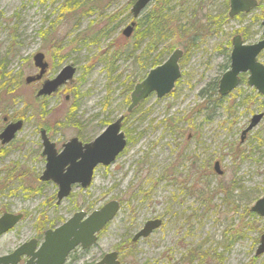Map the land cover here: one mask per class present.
I'll list each match as a JSON object with an SVG mask.
<instances>
[{
    "label": "rangeland",
    "instance_id": "1",
    "mask_svg": "<svg viewBox=\"0 0 264 264\" xmlns=\"http://www.w3.org/2000/svg\"><path fill=\"white\" fill-rule=\"evenodd\" d=\"M85 1L90 7L84 17L80 10L65 17L63 0H0V127L7 114L25 119L13 144L4 149L0 146V215L4 210L24 213L21 222L0 237V255L50 222L60 224L78 210L91 212L119 198L123 200L120 212L99 235L97 244L85 252L81 264L125 244L147 220L159 216L164 205L169 213L165 228L123 248L121 264H264V254L255 255L264 217H253L250 211L264 196V115L246 139L240 138L252 115L264 114V95L242 85L215 105L210 99L204 104L207 100L203 97L215 91L237 30L247 34V43L262 37L264 0L251 13L234 20L227 16L229 0L151 4L147 11L174 7L181 20L191 7L204 8L202 11L211 12V23L197 17L201 31L195 32L196 42L192 36L187 38L195 45L188 44L184 52L182 78L175 92L163 99L151 97L132 116H126L123 131L129 145L118 160L95 172L91 189H76L61 206H44L56 190L53 183L38 180L46 163L40 156V128L50 129L59 149L76 133L92 140L105 124L126 113L125 99L136 70L127 52L139 48L140 38L129 42L122 36L132 17L131 7L129 20L103 36L106 20L111 26L119 23L126 17L125 6L130 0ZM168 1L173 2L171 7H166ZM196 4L200 5L194 7ZM76 35L85 39L84 43L73 42ZM91 36L101 39L91 41ZM170 43L169 54L187 45L179 35ZM37 52L46 54L50 64L43 80L54 79L67 64L77 67L73 83L45 100L35 97L38 83H25V78L36 72L33 56ZM260 60L264 62V52ZM67 119L76 121L77 127L67 125V129L54 131L56 124ZM182 129L184 137L192 133L193 139L182 141ZM195 157H201L202 165L192 163ZM215 160L221 161L224 175L212 172ZM206 161L211 172L201 176ZM162 176L165 185L158 183ZM135 191L132 201L125 197Z\"/></svg>",
    "mask_w": 264,
    "mask_h": 264
},
{
    "label": "water",
    "instance_id": "2",
    "mask_svg": "<svg viewBox=\"0 0 264 264\" xmlns=\"http://www.w3.org/2000/svg\"><path fill=\"white\" fill-rule=\"evenodd\" d=\"M152 1L157 0L134 1L130 9L134 20L123 31L124 36L130 37L136 26L135 20L140 16V12L147 8ZM257 3L258 0H231L230 16L233 17L242 11L247 12L250 8L257 6ZM234 42L231 60L232 68L223 74L219 80V92L221 94H227L230 90L234 89L239 83V72L249 70L251 75L248 84L254 85L260 93L264 94V64L256 61V57L264 49V32L263 38L259 40V43L245 46L242 45L239 37ZM181 54L182 51L180 49H175L162 65L154 67L142 82L135 85L130 98L131 103L127 111L132 112L135 107L140 105L154 91L159 98H162L165 94L174 90L175 82L180 78L179 60L182 56ZM34 62L40 68V71L35 76L27 77V83L40 80L46 74V70L49 67L48 61L45 60V55L42 52L35 54ZM75 73V66L68 64L59 71L54 79H46L38 94L51 95L57 92L61 86L66 85L68 81L73 79ZM262 115H254L249 126L243 131L242 138L261 121L263 118ZM122 118L120 117L116 122H113L112 125L102 132L101 136L93 140L90 144L82 146L77 139L70 140V142L64 145L65 148L60 154L57 153L50 139L46 137L44 130L42 131L43 146L45 147L43 155L46 156L47 163L41 179L47 181L53 180L58 184L60 190L58 193L59 198L69 194V188L72 183H80L82 187L88 186L93 178L92 175L97 165L111 164L125 150L128 144L125 139V133H119ZM22 123L20 120L6 127V130L1 135L4 144L13 139L16 131L22 128ZM219 164V162L215 163V169L219 175H222V171L219 170ZM66 166L68 167L65 168ZM118 211L119 203L117 201H111L96 209L91 214L87 215L86 212H78L72 218L65 221L62 226L55 228L53 231H46L44 245L37 253L39 262H36V264H45V259L49 256L47 254H53L58 250L51 251L48 246L49 244H47L48 241L59 238L61 243L65 245V248L58 250L62 255L74 249L79 243H82L84 248L95 244L97 241V233L103 231L107 224L117 215ZM251 212L264 217V196L256 200V203L251 207ZM22 218V213H4L0 216V234L10 231L17 223L21 222ZM159 225L160 222L158 220L150 219L133 240H137L140 236L147 237ZM33 249L31 242H25L10 255L1 256L0 264H8L12 258L17 259L18 255L23 252H27V256H29L33 253ZM60 254L57 255V263L60 262ZM262 254H264V232L260 237L258 247L255 251L256 256ZM117 256L118 254L116 252H110L96 264H119L120 262H118ZM53 260L55 259L51 258L49 261L51 262ZM29 263L32 264L31 261Z\"/></svg>",
    "mask_w": 264,
    "mask_h": 264
},
{
    "label": "flooded vegetation",
    "instance_id": "3",
    "mask_svg": "<svg viewBox=\"0 0 264 264\" xmlns=\"http://www.w3.org/2000/svg\"><path fill=\"white\" fill-rule=\"evenodd\" d=\"M158 1H160V0H157V1H152L151 3H150V5L151 4H153V3H156L155 5H159L160 4V2H158ZM187 2H188V0H186ZM186 1L184 0V2L182 3V4H186ZM262 1L263 0H258V3H257V6H255V7H252V8H250V10L249 11H247V12H245V11H242V12H239V13H237L235 16H230V2H231V0H229L228 1V6H227V10H228V18L229 19H231V20H234V19H236V18H239L240 16H242V15H247V14H249V13H251L253 10H255L259 5H260V3H262ZM161 2H163V1H161ZM170 4H166V7H171L172 5H173V2H170V1H168ZM225 2H226V0H225ZM182 4L180 5V6H182ZM150 5L148 6V7H150ZM154 5V6H155ZM180 6H178L179 8H180ZM147 7V8H148ZM147 8H145L143 11H141L140 12V16L135 20V22H136V26H135V28H134V30L136 29V27H137V21L138 20H140V19H143L144 17H145V13L146 12H148L147 11ZM226 8V7H225ZM196 9V8H195ZM204 9V8H203ZM203 9H201V10H203ZM192 10H194L192 7L189 9V17L191 16V14H192ZM154 11H156V12H160V11H158L157 10V7L154 9ZM174 12H175V9L173 10ZM205 11V13H208L206 10H204ZM209 13H211L210 11H209ZM211 15V14H210ZM133 21V17H132V19L131 20H129V22L127 23V24H129V23H131ZM207 21V20H206ZM263 21H264V17L262 18V21H261V25H262V30H263V28H264V25H263ZM141 22H142V24H144V22H145V20H141L140 21V24H141ZM208 22V21H207ZM211 23V22H210ZM239 32H241L240 30H237V35H235L232 39H231V51H230V55H229V59H228V65H225L224 66V72H223V74H225L226 72H228V70H230L231 68H232V63H231V60H232V55H233V49H234V40L237 38V37H239L240 38V40L242 41V45H245V46H248V45H253V44H256V43H259V40H261L262 38H263V32H264V30H263V32H262V37L257 41V42H254V43H247V41H246V39H247V34H244V33H239ZM192 33H194V31L192 32ZM133 34H134V31H133V33H131V35H130V37H125L129 42H131V41H135L137 38H133ZM147 42H148V37H144V36H142L141 38H140V41H139V47H140V49H138V46H136L135 48H133L131 51H128L127 52V55H128V57H130V59H131V61H132V63L133 64H135V67H136V70H135V72H134V76H133V78H132V82H130L129 84H130V87L128 88V92H129V94H128V96L129 97H127L126 99H125V104H126V108H125V111H126V113H123L122 115H120V116H118L117 118H115L114 120H112L110 123H107V124H105V127H104V129L102 130V132L103 131H105L110 125H112L113 124V122H116V120H118L120 117H123L122 119H121V127H120V130H119V133H123L124 134V131H123V127H124V125H125V122H124V120H125V118H126V116L127 117H130V116H132L133 114H134V112H136V110L139 108V107H141L143 104H144V102H146L149 98H151V97H154V96H156L158 99H163V98H165V96H168V95H172L174 92H175V87H176V85L178 84V82L181 80V78H182V66H181V62H182V60L184 59V57H185V55H184V52L186 51V49H187V45L186 46H184V49L183 48H180V47H176V48H174L173 49V52H174V50L175 49H180L181 51H182V56H181V58H180V60H179V66H180V78L175 82V86H174V90L172 91V92H170V93H168V94H165V96L164 97H162V98H159L158 96H157V93L154 91L153 93H151L147 98H145L144 99V101L140 104V105H138L137 107H135L133 110H132V112H129V111H127V109H128V107H129V105H130V103H131V100H130V98H131V94L133 93V90H134V87H135V85L137 84V83H140V82H142L143 81V79H145V77L148 75V73L154 68V67H156V66H158V65H162L163 64V62H165L166 60H161V58H160V56H161V53H162V48H163V41H162V43H159L158 44V46H161L160 48H159V50L157 51V52H153V51H155V50H153L152 52L150 51V50H148V48H147V46H146V44H147ZM195 42H196V40H195ZM137 44V43H136ZM140 52V56L138 57L137 55H136V52ZM172 52V53H173ZM264 52V49L263 50H261V52H260V54L256 57V61L257 62H261V63H263L264 64V62H262L261 60H260V56H261V54ZM43 53V52H42ZM170 53V52H169ZM171 53V54H172ZM36 54V53H35ZM35 54H34V56H35ZM171 54H169V55H171ZM45 55V60H46V54H44ZM34 56H33V62H34ZM134 57V58H133ZM170 57V56H169ZM129 59V60H130ZM47 61V60H46ZM48 64H49V61H48ZM68 65V64H67ZM66 65V66H67ZM74 65V64H73ZM49 66H50V64H49ZM75 66V65H74ZM65 67V66H64ZM63 67V68H64ZM75 68H76V73H77V67L75 66ZM34 69L36 70V72H35V74L34 75H29V76H35V75H37L38 73H39V71H40V68L39 67H37L36 66V63L34 62ZM49 69V67L47 68V70ZM62 69V68H61ZM60 69V70H61ZM47 70H46V73H47ZM75 73V74H76ZM223 74H222V76H223ZM250 75H251V73H250V71L248 70V71H240L239 72V83H238V86H236L234 89H232V90H230L227 94H221L220 92H219V85H218V83H219V80L222 78H220L219 80H218V83L215 85L216 86V89H215V91L213 92V89L211 90V91H209V95H207V96H203L204 97V101H206L204 104H208V103H210L209 102V99H210V101L213 103V105H215L217 102L219 103L220 101H224L226 98H229V96L232 94V93H234V92H237V91H239L240 90V87L242 86V85H246L247 87H251L253 90H254V92L256 93V94H259V95H264L263 93H260L259 92V90L254 86V85H251V84H248V82H249V78H250ZM29 76H27V77H29ZM46 76V74L40 79V80H35V81H32V82H30V83H27L26 82V79H27V77L25 78V83L26 84H28V85H30V84H36V83H38L39 84V86H38V89H37V91H36V96L35 97H37L38 98V100H45V99H47L48 97H50V96H53V95H57V93H58V91L59 90H61V89H63V88H66V87H68V85L69 84H72L73 83V81H74V77H75V75H74V77H73V79L71 80V81H68V83L66 84V85H63V86H61L58 90H57V92H54L53 94H51V95H39L38 94V92H39V90L43 87V85H44V82L46 81V80H43V78ZM3 80H4V78H3ZM3 80H1V81H3ZM213 92V93H212ZM0 96H2L3 97V95H0ZM70 98V94L68 93L67 95H66V97H65V99H66V101H68V99ZM240 104H242V102H240V103H238V105H240ZM263 114V113H262ZM254 115H257V114H253L252 116L254 117ZM264 115V114H263ZM262 115V116H263ZM253 117H252V119H253ZM70 118H72V117H70ZM69 118V119H70ZM69 119H67V120H69ZM252 119H251V121H252ZM263 119V118H262ZM261 119V120H262ZM22 121L23 123H22V128L21 129H19L18 131H16V133L14 134V137H13V139L10 141V142H7L6 144H4L3 143V139H1V135L3 134V132L6 130V127H8L9 125H11V124H14V123H16L17 121ZM72 120H73V118H72ZM72 120H69V121H65V122H60L59 124H56L57 125V128L54 130V131H59V130H64V129H67L68 128V126L67 125H73L75 128L77 127V124H76V121H72ZM70 121H72V122H70ZM67 122V123H66ZM70 122V123H69ZM64 123L66 124V125H64ZM251 123V122H250ZM24 125H25V119L22 117V116H16V117H11L10 115H5V116H3V119H2V126L0 127L1 129H0V146H1V149H4V148H6L8 145H10V144H13V142L17 139V135H18V133L19 132H21L22 130H23V128H24ZM249 126V125H248ZM256 126V125H255ZM254 126V127H255ZM253 129V128H252ZM44 130V132H45V135H46V137H48V139H50V141L54 144V147L56 148V151H57V153L58 154H60V152L61 151H63L64 150V148H65V144L66 143H68V142H70V140H72V139H77V141L80 143V144H82V146H85V145H87V144H90V143H92V141L93 140H95L96 138H98L99 136H101L102 135V132L98 135V136H96V137H94V138H92V140H88V139H86V137H85V139H84V137H82L81 135H77L78 133H76L75 135L76 136H72V137H70V139H68L66 142H64V143H62L61 144V148L59 149L58 147H57V144H56V142H54V141H52V136H50V133H49V131H50V129L49 128H46V127H41L40 128V130H39V137H40V139H41V147H42V151L40 152V156L45 160V162L47 163V158H46V156L45 155H43V152H44V149H45V147L43 146V137H42V131ZM183 130V129H182ZM245 130V129H244ZM243 130V131H244ZM243 131H242V133H243ZM250 131H252V130H250ZM249 131V132H250ZM248 132V133H249ZM183 133H185L184 132V130L182 131V141H186V143L187 142H189V140H191V139H193V134L192 133H188V136H186V137H184L185 135L183 134ZM242 133H241V140H244V139H246L245 137H246V135L248 134V133H246L244 136H243V138H242ZM125 137H126V141H127V143H128V137H127V135H126V133H125ZM129 145V143L127 144V146ZM185 145H187V144H184V146ZM126 146V147H127ZM125 147V148H126ZM124 152V151H123ZM123 152H121L119 155H122V153ZM175 152V151H174ZM120 157V156H119ZM116 160H118V158L116 159ZM114 162H116L115 160H114ZM114 162H112L111 164H109V165H102V164H99V165H97V167L95 168V170H94V172H93V175H92V180H91V182H90V184L88 185V186H86V187H82V185L80 184V183H72V185H70V192H69V194L68 195H64V196H62V198H59L58 197V193H59V186H58V184L56 183V182H54L53 180H51V181H47V180H42L41 179V175L43 174V172L45 171V166H46V163H45V166H44V170H43V172L40 174V176L38 177V180H39V182L41 181V182H43V183H53L54 185H55V190H56V192H55V194L53 195V198H52V201L50 202V201H45L44 202V206L46 207V208H49L50 206H52V204L53 205H56V207L57 206H61V204L66 200V199H70L73 195V192L76 190V189H79L80 191H83L84 192V190L86 191L87 189H91V187H92V185L94 184V179H95V172L99 169V168H105V169H107V168H109L112 164H114ZM202 160H201V157H195V158H193L192 159V163L195 165V164H201L202 165ZM217 162H219L220 164V166H219V170L220 171H222V175H224V172L225 171H223V169L221 168V161H219V160H215V162H214V164H213V167H212V172H214V173H216L217 175H219V173H218V171H216V169H215V163H217ZM210 163H211V161H210ZM207 165H209L208 164V162L206 161L204 164H203V166H201V168H200V175L201 176H203L204 175V173H209L210 174V172H209V168L207 169ZM211 166V165H210ZM68 166H66L65 168H67ZM175 167H177V166H175ZM189 168V167H188ZM66 171V170H65ZM222 175H219V176H222ZM133 178H134V176H132V177H130V181H132L133 180ZM164 179H165V177L164 176H162V177H160L159 178V180H158V183L159 182H164L163 184L165 185V181H164ZM201 179H200V176L199 177H197V181H200ZM157 183V184H158ZM235 187V186H234ZM185 191H186V194L188 193V191H187V188L185 187ZM135 193H136V191L134 192V193H132V194H129V195H127V196H125L126 198H128L130 201H132L133 200V198H134V196H135ZM141 193V192H140ZM189 195V194H188ZM111 201H117L118 203H119V211L117 212V214L120 212V210H121V206H122V204H123V200L122 199H119V198H114V199H112V200H109L108 202H111ZM108 202H106V203H108ZM171 202H172V200H171ZM160 204L161 203H159V206H160ZM168 204V203H167ZM76 205V204H75ZM74 205V206H75ZM106 205V204H105ZM104 206V205H103ZM171 206H172V204H171ZM102 207V206H101ZM173 207L174 206H172V209H173ZM98 208H100V207H98ZM98 208H95V210L96 209H98ZM161 209V211H160V213H159V216H157V217H154V218H150V219H161V225H160V227H159V229L158 230H161L162 228H165V226L167 225V219H166V216H168V210H167V207H166V205H164V207H162V208H160ZM95 210H93V211H91V212H89V211H87V210H78V211H76V212H74V214L72 215V216H70L68 219H65V220H63V221H61V223L60 224H53L52 225V223L50 222V225L49 224H46L44 227H42V229H36L35 231H36V233H34V235L32 236V238H30V239H28V240H26V241H23L21 244H18L14 249H12L10 252H5V253H3V254H1L0 255V258H1V256H5V255H10L12 252H14L16 249H18L19 247H21L22 246V244L23 243H25V242H31V245H33V253L32 254H30L29 256H27V254L26 255H22V257L18 260V259H14V258H12V260H10L9 262H8V264H30L29 262L31 261L32 262V264H36V262H39V256L37 255V253L40 251V249H41V247H42V242L44 241V239H45V237H46V231H49V230H51V231H53L55 228H58V227H60V226H62L63 224H64V222L65 221H67V220H69L70 218H72L76 213H78V212H86L87 213V215L88 214H91L92 212H94ZM6 212H11L10 210L9 211H6V210H4L2 213H1V215L0 216H2L4 213H6ZM12 213H14V212H12ZM16 214H20V213H16ZM23 214V217H24V213H22ZM132 216H134V214H131ZM117 217V215L114 217V218H116ZM114 218H113V220H114ZM23 219V218H22ZM21 219V220H22ZM149 219V220H150ZM112 220V221H113ZM149 220H147L140 228H139V230L136 232V233H134V235L135 234H137V233H139V231L142 229V227L143 226H145V224L149 221ZM112 221H110L109 223H111ZM108 223V224H109ZM108 224H107V226H108ZM107 226L103 229V231H101L100 233H97V240H98V237H99V235L100 234H102L104 231H105V229L107 228ZM15 228V227H14ZM14 228H12V229H10V231L11 230H13ZM158 230H154L153 231V233H155L156 231H158ZM10 231H8V232H5V233H2V234H0V237H2L4 234H6V233H9ZM168 232V231H167ZM152 233V234H153ZM151 234V235H152ZM134 235H132L129 239H127V241H125L124 243L125 244H118V246L114 249V250H112V251H109L108 253H110V252H116L117 254H118V256H117V260H118V262H120L119 264H121V255H122V253L124 252L123 251V248H125L126 246H129V245H135V244H138L139 243V241H134V240H132L131 238L134 236ZM150 237V236H149ZM97 242L98 241H96V243L95 244H93V245H91V246H89V247H86V248H84V246H83V244L82 243H79L78 245H76L75 246V248L74 249H72V250H70L68 253H66L65 255H62V254H60V252L57 250L56 252H54L53 254H47V255H49L48 257H46V263L45 264H77V263H80L81 264V262L83 261V260H85V256H86V251L88 250V249H90V248H92L93 246H95L96 244H97ZM108 253H106V254H104L103 256H101L100 258H98V260H96V261H91V262H86V263H82V264H96V263H98V261H100L101 259H103V257L105 256V255H107ZM58 254H60L61 256H59V258H61L60 259V262H58L57 263V255ZM51 258H54L55 260H53V261H49ZM73 258H76L75 260H72Z\"/></svg>",
    "mask_w": 264,
    "mask_h": 264
},
{
    "label": "trees",
    "instance_id": "4",
    "mask_svg": "<svg viewBox=\"0 0 264 264\" xmlns=\"http://www.w3.org/2000/svg\"><path fill=\"white\" fill-rule=\"evenodd\" d=\"M92 1L96 3V0H91L89 2H92ZM134 1L135 0L128 1V5L125 6L126 17H123L119 21V23L114 25L115 27L111 26L112 22L106 20V25L105 26L103 25L104 26L103 36H106L107 33H110L114 30L116 31L120 27V25L123 24L126 19H128L129 15H131L129 12V9L132 6V3ZM160 1H164V0H160ZM167 4H170V3H167ZM200 4H196L194 7H197ZM62 7H63L62 11H66L64 13L65 17L69 15V12L73 11L75 13V11L77 10H80L79 15L81 17H84L86 13H88L86 9H88L87 7H90V5L86 4V1L84 2V0H63ZM173 8L174 7H171V9L164 8V9H161L160 12L154 11L155 7L150 9V11L145 13L146 15L143 19H140L137 21V27L133 34V38H141L142 36L148 37V42L146 46L148 50H150L151 52L153 50H156L158 44L162 43L163 41L164 46L162 48L161 56H163L164 54L168 52H171L173 45H171L170 40L176 35L185 37L187 46L188 44L190 46H194L195 44H190L187 41V38L189 36H192L191 38L193 40H196V41L198 40V33H195V32H200L201 30L199 31L197 17L201 15L203 18L205 17L206 20H208V22H211V19H210L211 13L209 12L205 13V11H202L200 8H198V10H193V12L191 11L192 14L190 17L188 13V16L186 17V19L181 20V16H179L177 12H174ZM129 19L131 20L132 17ZM141 20H145L144 24H142V22L140 24ZM108 23H109V26H107ZM193 31L194 33H192ZM89 38H91V41H94V40L101 39V36H98V37L91 36ZM76 41H78L79 43L80 42L84 43L85 39L83 41L81 38H79L78 35H76V37L73 38V42H76ZM138 49H140V47ZM207 167H209L210 169L211 166L207 165ZM251 215L253 217H256L255 214H251ZM191 260H193L192 257H191Z\"/></svg>",
    "mask_w": 264,
    "mask_h": 264
},
{
    "label": "bare ground",
    "instance_id": "5",
    "mask_svg": "<svg viewBox=\"0 0 264 264\" xmlns=\"http://www.w3.org/2000/svg\"><path fill=\"white\" fill-rule=\"evenodd\" d=\"M130 24V23H129ZM129 24H126V26L123 28V30H122V36H124V34H123V31L129 26ZM120 28V27H119ZM134 32H135V30H133ZM133 33V32H132ZM126 37V36H125ZM78 42V41H77ZM79 43V42H78ZM79 44H81V42L79 43ZM161 46H157V49L155 50V51H153V52H157L158 50H159V48H160ZM169 52L168 53H166V54H164L163 56H160V58H161V60L163 61V60H167L168 58H169ZM167 55H168V57H167ZM167 57V58H166ZM166 58V59H165ZM126 139V138H125ZM127 148V147H126ZM125 148V149H126ZM125 151V150H124ZM119 156H121V155H118L116 158H115V161H116V159L117 158H119ZM222 188H219L218 187V190H221ZM156 220H158L159 222H160V225H161V219L159 220V219H156ZM19 223H17V225H18ZM16 225V226H17ZM160 225H159V227H160ZM15 226V227H16ZM144 227V226H143ZM143 227H142V229H143ZM159 227H157V228H155L154 230H158L159 229ZM141 229V230H142ZM140 230V231H141ZM153 230V231H154ZM139 231V232H140ZM153 231L150 233V235L153 233ZM138 234V233H137ZM137 234H135L131 239L133 240L134 239V237L137 235ZM150 235H148L147 237H143V236H140L137 240H134V241H141L142 239H146V238H149V236ZM45 242V239H44V241L42 242V244ZM47 244H49L48 246H49V248H50V250L51 251H54V250H61L62 248H65V245H63L62 243H61V240L59 239V238H57L56 240H51V241H48L47 242ZM44 245V244H43ZM43 245H42V247H43ZM27 254V252H23L22 254H20V255H18V260L22 257V255H26Z\"/></svg>",
    "mask_w": 264,
    "mask_h": 264
}]
</instances>
